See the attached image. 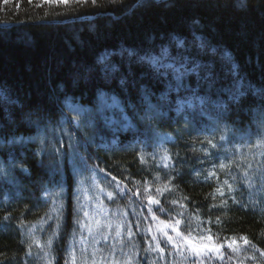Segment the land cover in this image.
<instances>
[{"label":"trees","instance_id":"obj_1","mask_svg":"<svg viewBox=\"0 0 264 264\" xmlns=\"http://www.w3.org/2000/svg\"><path fill=\"white\" fill-rule=\"evenodd\" d=\"M3 24L0 264H71L84 178L133 264H261L264 0H0Z\"/></svg>","mask_w":264,"mask_h":264},{"label":"rangeland","instance_id":"obj_2","mask_svg":"<svg viewBox=\"0 0 264 264\" xmlns=\"http://www.w3.org/2000/svg\"><path fill=\"white\" fill-rule=\"evenodd\" d=\"M185 104L187 107L191 106L189 101H186ZM180 108H183L182 104ZM110 145H114V142ZM100 146L106 148L107 144L101 143ZM158 159L162 164L166 163V158L160 153L158 154ZM254 161L249 164L248 171L254 173L252 179H260L259 183L252 186L258 192L260 188L264 187L261 178L264 167ZM78 183L77 227L75 228V233H73L74 244H71L69 253L71 264H133L132 261L128 260V254L125 252L126 244H119L116 240V238L123 237L120 230V226L123 224L120 225V222L113 215L115 212H112V210L115 211L116 209L112 208V210H109L106 207L107 202L110 201L108 193L102 191L100 186L89 178H84ZM110 207H113V205ZM114 240L115 242H113ZM48 246L49 244L46 245L44 243L42 246L40 245L39 249L45 252L49 248ZM246 246L235 249L238 254L236 255V261L250 264L248 262L255 255L248 252ZM240 251L244 254H239ZM42 259L41 262L45 264ZM259 259L262 261L261 264H264V257L259 255Z\"/></svg>","mask_w":264,"mask_h":264},{"label":"water","instance_id":"obj_3","mask_svg":"<svg viewBox=\"0 0 264 264\" xmlns=\"http://www.w3.org/2000/svg\"><path fill=\"white\" fill-rule=\"evenodd\" d=\"M154 2H162L165 0H153ZM96 17H83V18H78V19H73V20H66V21H61V22H54L52 24H69V23H73V22H85V21H91L93 19H95ZM13 25L11 24H3L0 25V28L2 29H7V28H11Z\"/></svg>","mask_w":264,"mask_h":264},{"label":"snow or ice","instance_id":"obj_4","mask_svg":"<svg viewBox=\"0 0 264 264\" xmlns=\"http://www.w3.org/2000/svg\"><path fill=\"white\" fill-rule=\"evenodd\" d=\"M65 2H66V0H65ZM93 2H95V0H93ZM203 46H204L203 44L200 45V47H203ZM167 67L171 68L172 65L169 64V65H167ZM196 70H197V68H195V67H193V68H191V69H188V71H196ZM245 242H247V241H245Z\"/></svg>","mask_w":264,"mask_h":264}]
</instances>
